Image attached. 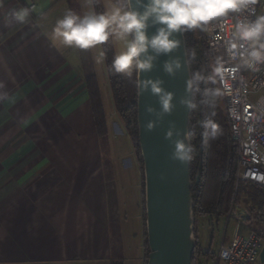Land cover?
I'll list each match as a JSON object with an SVG mask.
<instances>
[{
  "label": "crops",
  "instance_id": "crops-1",
  "mask_svg": "<svg viewBox=\"0 0 264 264\" xmlns=\"http://www.w3.org/2000/svg\"><path fill=\"white\" fill-rule=\"evenodd\" d=\"M31 1L0 0V264H144L140 175L103 159L86 85L96 76L102 101L101 73L111 87L102 45L52 40L58 19L93 1ZM21 8L29 15L17 22Z\"/></svg>",
  "mask_w": 264,
  "mask_h": 264
},
{
  "label": "clouds",
  "instance_id": "clouds-1",
  "mask_svg": "<svg viewBox=\"0 0 264 264\" xmlns=\"http://www.w3.org/2000/svg\"><path fill=\"white\" fill-rule=\"evenodd\" d=\"M257 3L258 0H148L147 3L135 0L133 5L132 0H106V10L100 13L90 11L79 16L71 10L67 11L63 18L56 21L52 40L81 50L98 48L110 38L114 42H122V47L112 59L110 71L125 77H132L135 72L138 77L141 71L151 70L157 56L168 54L179 46V40L170 39L174 33L193 29L211 31L221 27L225 21L231 23L234 14L247 12L248 15L235 19L226 52L233 58L238 57L247 68L259 71V65L264 64V15H256L255 10L250 8ZM28 15L27 8L11 11L12 19L17 22H24ZM253 16L254 19L250 18ZM157 25L155 34L149 37L147 29ZM103 60L104 52L100 50L96 62L102 64ZM180 67L178 59L165 62V71L169 74ZM226 71L223 57L216 56L212 65L213 75L207 81L212 85L219 82L221 86L205 87L199 104L214 105L218 97L230 94L231 85L224 75ZM203 81L205 77L201 72H194L187 81V89L199 92V84ZM136 84L137 88L150 87L153 94L159 95L162 111L171 112L174 94L162 89V81L137 79ZM0 87L3 85L0 84ZM181 103L192 110L198 107L193 99H185ZM154 126V122H149L147 128L151 130ZM202 126L205 136L215 138L219 133V126L210 119L202 122ZM166 135L171 138L173 132L170 130ZM193 151L191 143L177 140L173 156L181 162H188L193 158Z\"/></svg>",
  "mask_w": 264,
  "mask_h": 264
},
{
  "label": "trees",
  "instance_id": "trees-1",
  "mask_svg": "<svg viewBox=\"0 0 264 264\" xmlns=\"http://www.w3.org/2000/svg\"><path fill=\"white\" fill-rule=\"evenodd\" d=\"M92 1L94 11L97 13L105 11L102 0ZM184 35L191 75L194 72H201L205 77V81L199 84L200 91L193 90V100L198 103L205 87H220L219 82L216 85H212L207 81V78L213 75L212 65L214 64L215 54L208 46L204 31L193 29L184 32ZM102 50L104 52V60L115 108L124 121L125 129L131 138L133 148L137 151L143 171L144 162L139 143L137 75L134 72L132 77H125L110 71L112 59L116 54L112 38L102 45ZM86 85L96 130L102 149H104L109 139V127L102 101L101 88L97 77L94 75L86 78ZM199 118L201 119L200 127L198 126ZM209 119L219 126V133L215 138L204 135L205 129L202 126V122ZM190 141L194 149L190 165L193 184L191 192L194 201L193 211L195 217H207L212 222L219 221L228 213L234 203L244 199L245 203L249 205L250 211L254 213V216L249 219L250 221L254 220V222L248 230L264 236V187L244 182L240 183L236 188L237 147L232 140L231 126L224 96L218 97L214 105L198 103V107L192 110ZM201 150H203L202 153ZM198 176L199 181L197 182ZM143 194L145 197V190ZM144 219L146 222L145 209ZM145 231L144 247L146 254L144 264H148L150 250L146 228ZM195 236L197 238L196 228ZM196 258L197 247L193 256V264L196 263ZM111 264H123V262L112 261Z\"/></svg>",
  "mask_w": 264,
  "mask_h": 264
},
{
  "label": "water",
  "instance_id": "water-1",
  "mask_svg": "<svg viewBox=\"0 0 264 264\" xmlns=\"http://www.w3.org/2000/svg\"><path fill=\"white\" fill-rule=\"evenodd\" d=\"M132 2L135 5V0ZM157 27L159 25L150 26L147 35L155 34ZM170 39L179 40V46L168 54L157 56L151 70L141 71L137 77L140 81L160 80L162 89L174 94L171 112L164 113L159 95L153 94L150 87L138 88L139 143L144 162L146 229L150 250L148 264H193L197 241L191 165L190 161L181 162L173 156L177 140L191 143L192 109L181 101L193 99V91L187 89V81L192 75L184 32H176ZM177 59L181 63L180 69H174L173 74L166 72L165 62ZM149 122L155 123L151 130L147 128ZM198 126H201L200 118ZM170 130L173 135L168 138L166 134ZM261 261L264 264V249Z\"/></svg>",
  "mask_w": 264,
  "mask_h": 264
},
{
  "label": "built area",
  "instance_id": "built-area-1",
  "mask_svg": "<svg viewBox=\"0 0 264 264\" xmlns=\"http://www.w3.org/2000/svg\"><path fill=\"white\" fill-rule=\"evenodd\" d=\"M28 1L34 9L35 4ZM250 8L256 15H264V0H258ZM243 15L248 13L234 14L231 23L225 21L221 27L204 31V34L215 57H223L227 69L225 79L231 85L230 94L224 95V99L232 140L237 147L236 188L244 182L264 187V64L259 65V71H253L238 57L233 58L226 52L235 19ZM263 249L264 236L251 230L241 231L239 223L231 240L222 242L213 264H263Z\"/></svg>",
  "mask_w": 264,
  "mask_h": 264
},
{
  "label": "rangeland",
  "instance_id": "rangeland-1",
  "mask_svg": "<svg viewBox=\"0 0 264 264\" xmlns=\"http://www.w3.org/2000/svg\"><path fill=\"white\" fill-rule=\"evenodd\" d=\"M36 2V0H34ZM81 1V0H80ZM104 5L106 1L102 0ZM85 3V2H84ZM85 7V4H84ZM87 7V6H86ZM105 7V6H104ZM106 10V9H105ZM113 41V39H112ZM114 48L117 51L122 47V42H114ZM100 84L103 87V101L106 113L109 116V131L112 142L108 139V142L103 149V159L106 161H122L124 164L131 161L133 168L137 171V176L140 175L142 194L139 198L138 207L134 208V213L139 217V225H137V244L145 245V219L144 209L146 210V203L144 208L145 197L143 191L145 190V177L143 179V171L138 159L137 151L133 148V144L129 134L125 129V124L122 117L117 112L113 103L112 89L109 87L108 78L105 75L100 74ZM119 145L118 150L116 146ZM115 148V149H114ZM115 150V154H114ZM118 150V152H117ZM254 216V213L250 211V207L245 200L234 203L229 209L228 213L223 216L219 221H211L207 217L197 216L195 217L194 227L197 230V258L195 264H213V261L218 254L222 242L231 240L235 233L236 226L240 223L241 230L247 231L254 220H249ZM140 227V230L138 229ZM138 245V246H139ZM144 260H145V247H144Z\"/></svg>",
  "mask_w": 264,
  "mask_h": 264
}]
</instances>
